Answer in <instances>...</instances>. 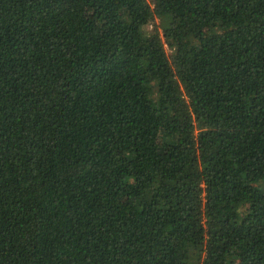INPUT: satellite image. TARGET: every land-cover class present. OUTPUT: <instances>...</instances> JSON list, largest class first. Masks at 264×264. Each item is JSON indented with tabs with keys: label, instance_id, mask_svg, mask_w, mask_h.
Listing matches in <instances>:
<instances>
[{
	"label": "trees",
	"instance_id": "16d2710c",
	"mask_svg": "<svg viewBox=\"0 0 264 264\" xmlns=\"http://www.w3.org/2000/svg\"><path fill=\"white\" fill-rule=\"evenodd\" d=\"M0 264H264V0H0Z\"/></svg>",
	"mask_w": 264,
	"mask_h": 264
},
{
	"label": "rangeland",
	"instance_id": "374dc122",
	"mask_svg": "<svg viewBox=\"0 0 264 264\" xmlns=\"http://www.w3.org/2000/svg\"><path fill=\"white\" fill-rule=\"evenodd\" d=\"M149 28V27H148Z\"/></svg>",
	"mask_w": 264,
	"mask_h": 264
}]
</instances>
